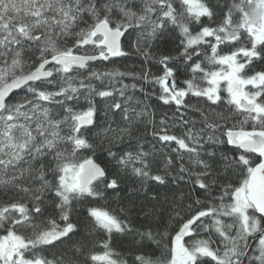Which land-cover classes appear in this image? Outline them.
I'll return each mask as SVG.
<instances>
[{"label": "snow or ice", "instance_id": "snow-or-ice-1", "mask_svg": "<svg viewBox=\"0 0 264 264\" xmlns=\"http://www.w3.org/2000/svg\"><path fill=\"white\" fill-rule=\"evenodd\" d=\"M153 47L166 51L156 57ZM130 51L155 60L160 74L92 67ZM181 75L189 78L178 84ZM128 77L146 98L143 84L158 86L151 95L173 116L157 121ZM224 103L227 114L215 111ZM100 111L123 126L101 127ZM145 121L148 136L139 133ZM177 126L180 135L169 132ZM221 128L225 139L214 135ZM98 139L109 145L103 164ZM222 145L236 155L212 150ZM236 169L238 186L228 176ZM125 176L139 179L146 201L160 200L147 182L189 190L173 195L167 213L140 206L139 226L129 208L86 207V227L105 239L42 254L81 230L80 205L121 191ZM114 235L139 245L131 264H264V0H0V264H129ZM149 242L159 255L143 250Z\"/></svg>", "mask_w": 264, "mask_h": 264}, {"label": "trees", "instance_id": "trees-1", "mask_svg": "<svg viewBox=\"0 0 264 264\" xmlns=\"http://www.w3.org/2000/svg\"><path fill=\"white\" fill-rule=\"evenodd\" d=\"M220 2L223 4V3L230 2V0H220ZM173 35H175V33H173ZM69 44H71V41H69ZM152 51H153L154 56L158 57L159 54L161 53V51H166V50H161V49H158L156 47H153ZM92 67L98 68L101 70H103L105 68L110 69L113 67H117L121 71L135 72V73H140L143 68L147 67L151 70L152 74H155V75L160 74L159 67L156 65L155 60L146 63L144 61V58L142 55L135 53V52H131V51H130V55L128 58L119 59V60L115 61L114 64H99V63H97V64L92 65ZM256 67H257V70H259V68H260L259 64H257ZM187 78H189V77L183 76V75L179 76L178 77V84L180 83V81H182L183 79H187ZM123 83H125V84L136 83L137 84V90L135 91L134 96L141 101L146 100V102L150 106V108L155 110L157 121H159V119L161 118L162 115L166 114V116L170 118L176 112V109L174 106H165L162 103H160L156 99L155 96L151 95L153 92H155L158 95V93H159L158 86L149 85L146 83L143 84L145 92L149 94V97L146 98L139 91V88L141 86V82H138L136 80H133L131 77H128V78L123 80ZM97 86L99 87V85H97ZM116 86L119 87V84H117ZM129 94H133V93L130 92ZM19 95H21V93L17 92V96H19ZM222 96H226V94L222 92ZM189 103L195 104V103H197V101L195 99L190 98ZM200 104L203 105V101H200ZM97 106H98V109L103 108V104H101L100 101H97ZM213 107L215 108V106H213ZM228 109H229V106L226 103H224L219 108H215V111H217V112L222 111V112H225L227 114ZM189 117L198 122L197 127H203V124L200 122L201 117L198 113L189 111L187 113L186 118H189ZM237 119H239V118H237ZM113 121H114V123H113ZM236 122H237V120H229L228 121L229 124L236 123ZM98 123L101 125V127H105L108 124H111L112 127H116L117 125H119L121 127L123 126V124L120 121L119 114L114 115L111 112H109L107 114V119H105V114L103 111H100L98 113ZM169 123H171V120H169ZM221 123H223V122H221ZM157 127H159V125H157ZM151 131H152V128L150 125L147 124L146 121L143 122L139 127V133L141 135L148 136L151 133ZM223 131H225V129L221 128V129L217 130L214 133V135L218 136L220 139H225V137L223 135H221V133ZM169 132L180 135L182 133V127L181 126L170 127ZM209 134H213V133H211V131H209ZM152 142L157 143L155 140H153ZM95 144L97 145V148H96L97 162L103 164L106 162L105 161V156H106L105 150L109 147V145L106 141L101 145V141L99 139L95 141ZM121 147L122 146H120V145H115V146H112V150L113 151H119ZM157 147L158 148L160 147L159 144H157ZM170 147L174 148V147H176V145L172 144ZM212 150H218L220 152L226 153L229 156L236 155V153L232 150L230 145L218 146L217 149H212ZM165 151H167V149H165ZM79 155L80 156H89V155H92V153L91 152H81V153H79ZM185 159H187V157H185ZM239 172H240V170L236 169L232 173L228 174L230 183L238 186V181L242 179V176L238 174ZM145 186L148 188L149 193H159L160 194V200L158 202L146 201L144 199L143 192H140V193L136 192V189H139L141 187V182L139 181V179L131 177V176H125L121 191H119V192L109 191L108 193H106V197L103 200H89L86 204L80 205L79 206L80 211L78 212L77 217L80 221L81 230L75 236H73L70 240L64 241V243L57 244L55 247H46L43 250L42 254L51 259L54 256H58L61 253L66 252L67 249L72 245L73 242H82V243L88 245L89 247H92L97 243V241H101V240L105 239V236L103 233L91 234V229L86 227L85 212H84V209L86 207H91V206L104 207V208H107V209L113 210V211H116L121 207L129 208V209H131L130 217L133 219V222L137 226H139V225L145 223V221L143 220V214L138 212V208L140 206L148 205V207H151L153 204H156L158 211H163V212L167 213V212H169V209L171 206L169 202L172 200L173 195L178 197L182 193L187 192L189 190L186 182H181L179 184H175V183L170 182L169 186H167V187H158L151 182H147ZM215 194L219 195V193H215ZM197 195L199 196L200 194L197 192ZM165 198H167L168 202L165 201ZM201 199H202V197H201ZM184 203H185V205H190L191 200L190 199L185 200ZM191 211H192V208L185 207L183 209V211L181 212V215L184 216L187 212H191ZM47 215H48V213L45 214L46 217H47ZM54 218H56L57 222L59 223L58 217L54 216ZM161 219H166V217H161ZM178 224H179V221H172L171 224L169 225V227L167 228V231L171 235H174L175 231L178 230ZM191 239L192 238L186 237L185 238L186 243H190ZM169 242H170V237L166 238L164 240V244H169ZM112 247L115 249V251H117L118 253H121L125 259H129V264H131L130 255L134 251L140 250L139 245H136L134 243L131 236L114 235L113 240H112ZM96 250L100 251L101 249L97 248ZM143 250L147 251L149 253L155 252L156 255L160 254L159 249H157L156 245L154 243H151V242L146 244Z\"/></svg>", "mask_w": 264, "mask_h": 264}, {"label": "water", "instance_id": "water-1", "mask_svg": "<svg viewBox=\"0 0 264 264\" xmlns=\"http://www.w3.org/2000/svg\"><path fill=\"white\" fill-rule=\"evenodd\" d=\"M231 148H233V146L230 145Z\"/></svg>", "mask_w": 264, "mask_h": 264}]
</instances>
